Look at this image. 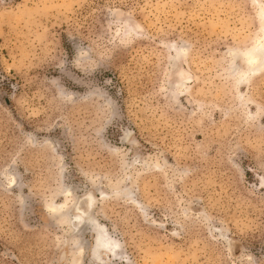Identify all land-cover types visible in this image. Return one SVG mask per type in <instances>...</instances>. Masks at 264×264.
<instances>
[{
	"label": "rangeland",
	"instance_id": "obj_1",
	"mask_svg": "<svg viewBox=\"0 0 264 264\" xmlns=\"http://www.w3.org/2000/svg\"><path fill=\"white\" fill-rule=\"evenodd\" d=\"M263 34L264 0H0V264H264Z\"/></svg>",
	"mask_w": 264,
	"mask_h": 264
},
{
	"label": "bare ground",
	"instance_id": "obj_2",
	"mask_svg": "<svg viewBox=\"0 0 264 264\" xmlns=\"http://www.w3.org/2000/svg\"><path fill=\"white\" fill-rule=\"evenodd\" d=\"M248 64L254 66L264 64V34L261 41H259L253 48L248 50L246 53ZM104 232L102 230L97 231V237L94 245V252L97 254L98 249H106L114 251L118 246L117 243L112 241L106 234L102 235Z\"/></svg>",
	"mask_w": 264,
	"mask_h": 264
}]
</instances>
